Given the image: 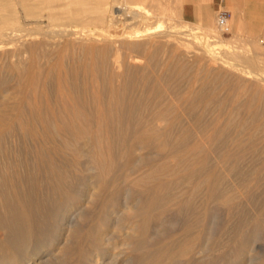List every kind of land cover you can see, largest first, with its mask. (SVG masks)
I'll return each instance as SVG.
<instances>
[{"label": "bare ground", "instance_id": "bare-ground-1", "mask_svg": "<svg viewBox=\"0 0 264 264\" xmlns=\"http://www.w3.org/2000/svg\"><path fill=\"white\" fill-rule=\"evenodd\" d=\"M151 18L143 0H0V264H67L68 255L69 264H122L103 227L131 230L123 243L137 255L125 264H203L215 235L205 232L210 203L226 212L220 230L236 236L242 258L232 264H264L249 240L264 227V70L222 49L211 26L196 42L199 27ZM120 20L134 30L112 34ZM177 78L188 83L173 103ZM220 86L243 95L237 107L221 106ZM80 201L100 207L68 254L63 235L89 206L77 212ZM171 210L185 218L161 234L155 223ZM222 235L212 246L224 248Z\"/></svg>", "mask_w": 264, "mask_h": 264}, {"label": "rangeland", "instance_id": "rangeland-1", "mask_svg": "<svg viewBox=\"0 0 264 264\" xmlns=\"http://www.w3.org/2000/svg\"><path fill=\"white\" fill-rule=\"evenodd\" d=\"M117 1L122 2L123 0H117ZM186 2H187L186 0H177V1L176 0H164V1L163 0H159L158 3H156V2H154V0H149V3H151V4H149L147 0H143L144 7L146 9L150 10L151 11V14L153 16L156 15V18L149 19L147 21V24H149L150 26L151 25H154L153 24L154 21L156 22L158 19L161 18V20L162 21H165L167 24H169V25H172L173 24L172 26H178V25H180L181 28H183V27H186V28H188V27H193V28L199 27L198 30H196V32H195L196 33V36H197V39H196L197 41L196 42H205V41L208 40V36L206 35V31L204 30V28H207V27L209 28L211 26V28H212L213 31L211 30L210 33H211V35L215 36L214 37L215 39L219 40L222 43L221 44L222 49H228L230 51H233V50L237 49L236 51H239L241 54H248L250 56L253 55V57H255V59L257 60V64H256L257 68H256V70H258V69L264 70V63L261 61V60H264V56H257L256 55V53H259L260 51H263L264 50V43H263L264 42V31L263 30L260 32V35H258L256 33H254L251 29L248 30L247 28H245V26H243L241 24H235V25H233V24H229L228 23V25H229L228 32L227 33H222L220 31V29L218 28V26H217V15L218 14L210 11L209 9L206 10L207 13H205V15L198 16V18H197L198 21L196 23H186L182 19V15H181L182 6ZM159 3L161 4L162 8H161V6H160ZM168 5H170V6H168ZM208 12L210 14H208ZM165 18H168V19H165ZM208 20L210 22L213 21V22H211L212 25H211V23H209ZM43 23H42V26H44V25L45 26H48L49 25L46 20L43 21ZM115 26L112 27L111 30H110V32L112 31L111 33L114 34V35L115 34L116 35H121L124 32H129V31L134 30V26H132L131 28L128 29L126 26L123 25V23H122L121 20ZM119 27L121 28V30H120ZM138 27H139V25H138ZM113 28H114V30H113ZM186 28H185V30H186ZM115 31H117L118 33L115 32ZM190 33L191 32L188 31V29H187V34H190ZM205 37H206V40H205ZM173 41L176 43V45H181L182 43H187L188 44L187 45L188 46V49L194 50L193 49L194 43H193V45H191L192 42H188V41L186 42V41L180 40L179 38H175ZM180 41H182V42H180ZM176 53H177V50H176ZM164 56L162 54V57H164ZM229 59H231V58L229 57ZM234 61L235 60H231L230 62H234ZM258 62H260V63H258ZM188 75L189 76H193V73H188ZM187 79L188 78H184V79L183 78H177L174 81H172V85H174V86H173V88H170V90H167L168 91L167 94L169 93L170 95L168 94L167 97H166V98L169 99L170 102L176 103L175 101L179 98V97H177L178 96L177 95V92L180 93V92H182L184 90V87L188 83V80ZM175 82H176V84H175ZM190 82L192 84H194V88H197V86H195V85L198 84V83L195 84V82H197V80L195 81V79H193V80H190ZM177 83L178 84L181 83V84L178 85ZM180 88H181V90H180ZM132 91L134 93H138V92L142 91V89H140V88H134ZM215 91H216V93L218 92L220 94L219 95L217 93L216 96L218 97V95H219V98L216 97V99L218 101L224 102V104L221 105L222 107L225 106L224 108H228V109L229 108H235L238 105L236 104V106H235V104L230 103V102H232V101H238V102H240L241 99H243V97H242L243 95H237V98L234 97V93H233L234 91L231 90L228 87H225V86H220V88L219 89H215ZM222 91H223V93H222ZM226 91L228 92V94H227ZM209 106H211L210 108H213V107L216 108V107H219L220 105L219 104H207V107H209ZM200 107H204V106L203 105H200ZM85 163H86V160L84 158H81V160H80V169L84 173H86L85 170H84ZM82 177H79V180L77 181V183H75V186H74L77 194L79 195V197L84 194L83 191L85 190V184H86V180H87V175L86 174H83ZM79 199L81 200L82 198H79ZM51 204H52V202H51ZM85 205H89L91 207L88 206V208H86L84 210V212H82L84 216L83 217H77L78 219L76 218V220L73 222V224L75 225V227L78 226L77 229H75V230H78V231H76L75 234L72 231V234H74L76 236L72 235L71 233H66V234L63 235L64 237H63V241L62 242H65V241L67 242L68 240H70V241H68L69 244H67V246H69L68 254H71L72 251L75 250V242L77 241V239L79 238V236L82 235L81 233H83V230H85L89 226L90 227L91 226L94 227V225H92V221H93L92 219L95 218V215L97 214V210L100 207V205H99V203L97 201H95V203H92V204H84L82 201H80L76 205L77 208H78V209L76 208L77 209L76 211L79 212L80 209L82 210L83 208H85ZM48 207H49V205H48ZM72 207H75V206L72 205V202L69 201L68 203H66L63 206V210L67 213V215L69 214V216H70V211H71V208ZM94 207H95V209H94ZM249 207H246L247 213H248V218L249 219H252L253 216H254L253 215V211H252V206H249ZM92 210H94V211H92ZM233 210L235 212V211L240 210V208L237 205V207L234 208ZM207 212H208V215L205 218V232L207 233V232H209L211 230L210 234L211 233L215 234L213 240L212 239L210 240V242H211L210 245L211 246H210V251L209 252H212V253H210V255H209L210 256L209 257V260L206 261V262H208L207 264H210L212 262L213 263H217V264H232L234 261L240 260L242 257L235 258L234 255H235L236 249H233L232 248V243L236 239V236H234L235 234L232 233L228 228H225V227H224V231L225 232H223V231L220 230V226L223 223V221H224V226H225V223L227 222V220H226L227 216H226V212L224 211V208H222L221 206H218V204H216V203H212V204L210 203L208 205V211ZM183 213H184V211H182L181 213L179 211H177V210L167 211V213H165L166 215H163L162 216V218H161L162 220L160 219L158 222L155 223V226H158V227H156V229L159 230V233H161V231H162L161 234H165V233H167V234L175 233V231H177L180 228V223H182L183 220H184L183 218H185V214H183ZM92 217H94V218H92ZM237 219H239V216L236 213L232 217L231 224L232 223H235L236 224L237 221H238ZM260 226H258V229H256L255 234H254V235H257V237L256 236H253V237H250V239H249L250 241L254 237L257 239V244L258 245H256L255 253H253L254 256H259V255L263 256L264 255V253H262V252H264V227H263V224H261ZM110 229L111 228H109V229H106L104 227L102 228V232L105 235L104 236V239L106 240V242H110V243H107L110 246H108L106 244V242H105L104 247H107V248L110 247L108 252H110V255L111 256L113 255V253L117 252L116 253V256H118V258L120 257L119 260L121 262H123L122 264H125V260H128L129 258L135 257V255H137L136 252H132L128 248L126 249L125 248V245H124L125 243H123L125 241H123L122 234H124L125 231L128 232V233L130 231V233H131V230L128 229V228H126L128 231L127 230H123L122 231V229H119V228H114L113 230L112 229L110 230ZM225 229H227V231ZM220 234H221V236H223L222 234H224V241L226 242V244L224 243V248L221 247V246H218V247L212 246L213 242L216 241V237L220 236ZM71 235H72V238H71ZM57 236H58V234L55 233V231H54L53 234L51 235V238H50L51 242L54 241L53 239H56ZM51 242H49V241L47 242L46 241L45 243H51ZM225 246H226V248H225ZM46 247H48V246H46ZM111 247H112V249H111ZM53 249L55 251L54 252L55 254L57 252H59V249H57L56 246H54ZM119 250L120 251H123V252L125 251L124 254H118V252H120ZM257 250H258L259 253L257 252ZM120 255H122V256H120ZM70 258L71 257L69 255L65 258V262L67 264H69ZM206 262L203 263V264H206ZM255 264H259V261H256Z\"/></svg>", "mask_w": 264, "mask_h": 264}, {"label": "crops", "instance_id": "crops-1", "mask_svg": "<svg viewBox=\"0 0 264 264\" xmlns=\"http://www.w3.org/2000/svg\"><path fill=\"white\" fill-rule=\"evenodd\" d=\"M186 1L181 9L182 19L186 23H196L198 16L205 15L209 9L216 14L225 13L229 24H241L258 35L264 31V0Z\"/></svg>", "mask_w": 264, "mask_h": 264}, {"label": "built area", "instance_id": "built-area-1", "mask_svg": "<svg viewBox=\"0 0 264 264\" xmlns=\"http://www.w3.org/2000/svg\"><path fill=\"white\" fill-rule=\"evenodd\" d=\"M217 26L222 33H227L229 29L228 19L225 13H220L217 15Z\"/></svg>", "mask_w": 264, "mask_h": 264}]
</instances>
